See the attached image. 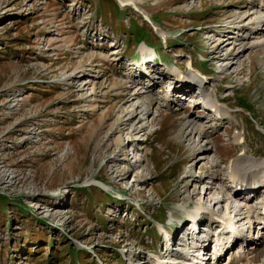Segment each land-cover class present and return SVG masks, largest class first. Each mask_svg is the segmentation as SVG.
I'll list each match as a JSON object with an SVG mask.
<instances>
[{
  "label": "rangeland",
  "instance_id": "rangeland-1",
  "mask_svg": "<svg viewBox=\"0 0 264 264\" xmlns=\"http://www.w3.org/2000/svg\"><path fill=\"white\" fill-rule=\"evenodd\" d=\"M135 1L0 0V264H145L142 246L160 248L156 222L169 225L181 219L179 206L202 202L211 176L227 185L222 169L243 150L264 159V51L243 32L258 0ZM171 2L192 8L171 23L187 30L184 45L172 43L149 86L124 64L156 44L143 16L170 19ZM215 45L235 58L224 74ZM191 73L218 88L235 127L209 122L191 101L202 92L188 84ZM86 77L92 84L80 86ZM187 87L188 97L179 92ZM184 114L207 129H196L194 147L178 133L190 131ZM206 141L212 165L198 163ZM102 183L133 201L118 202ZM171 228L176 239L186 233ZM131 231L140 238L129 240Z\"/></svg>",
  "mask_w": 264,
  "mask_h": 264
},
{
  "label": "bare ground",
  "instance_id": "bare-ground-1",
  "mask_svg": "<svg viewBox=\"0 0 264 264\" xmlns=\"http://www.w3.org/2000/svg\"><path fill=\"white\" fill-rule=\"evenodd\" d=\"M118 1L121 3L128 2V3H130L129 5H134L135 7L137 4L135 0H118ZM252 2L253 1L250 2V4H251L250 6L257 5L259 8H258V11H256L255 13H253L254 11H251V10H250L251 12L250 11L245 12L246 14H248V13H252V14L250 16L247 15L248 17L244 19V21L245 20H250V21L249 22L247 21V25H249V27L245 30L243 29V32L246 34V36L251 37V42H256L255 45H257L260 49L262 48L263 50L262 49L261 50L264 51V0H258V1H256V3L253 2L254 4ZM170 5L171 4H169L168 6H170ZM174 9H181V8L176 7ZM235 30H236L235 33H237L239 31V28L237 27V28H235ZM240 31L242 32V30H240ZM173 34H175V32H173ZM224 39L225 38L221 39V44L224 42ZM228 39H230V38H227L225 41H227ZM234 40L237 41L238 38L234 39ZM244 43L245 42H241V44H244ZM225 46L226 45L218 46L219 48L216 46L212 49V53L214 56H216L215 54H223L222 56L215 57L218 59V62H221V64H219V67H218L220 74H224L228 70H231V67L234 65V63H231V62L235 61V58H228L227 57L226 47L228 46V44L226 47ZM144 49L146 50L145 47H142L140 52L144 53ZM111 51H112V54L116 55L117 52L115 50H111ZM223 56L226 58L220 60L219 58L223 57ZM232 68H234V67H232ZM189 75L194 77V79H196V81H190L189 83L187 81V83L189 85H192V83L194 82L196 87L198 89L202 90V92H201L202 94L201 93L199 94L200 99L190 98L191 97L190 96L189 98L191 99V101L196 100L197 105H199L198 103H201L202 108L203 107L209 108V104L216 105L221 109V113L223 114V118H229L230 119L232 117V115L229 113V110H228L229 108L227 106H223V105L219 104L218 99L215 97L216 96V89H212V88L210 89L209 87L204 88L206 83H207L204 78H202V77H200L194 73H191ZM173 76H179V74L175 73V75H173ZM90 84H92V81L90 79H87V77H86V78L82 79L80 86L86 87V86H89ZM184 90L188 93H191V90L189 89V87L184 88ZM163 102L166 103L167 107L176 106L175 100H173V98L168 97V96L165 97V100ZM142 107H144V104L140 101L136 110L139 111V109H141ZM144 110H146V107L144 108ZM143 111H141V112H143ZM141 112H140V114H141ZM187 114H184L182 116V119L185 121L184 124L187 125V128H190V131L183 133V126L184 125H181V128L178 130V133H179L180 137H182L183 139L185 138L186 142L194 147V145H196L197 143L191 142V141L196 136V129H198V130H200L202 128H204V130H207V129L203 126L204 124H203L202 119H200V118L196 119L195 117L188 116ZM199 120H201V122ZM149 125L151 126V124H149ZM241 138H243V135H239L237 133L234 134V136H233L234 142H238ZM207 142L208 141H206V145H204V147L202 149L200 147L201 153L199 154V162L198 163L202 162V164H205V165H212V164L216 163L215 159H217V158L214 159L213 157H215V156L213 154L209 155L210 149H208V146H211V143L209 145H207L208 144ZM258 168H264V159L254 160L250 156H248L246 154V152H244L243 154L236 156L234 159H230L226 163V166H224L222 169V175L223 176H231L232 174L240 175L242 171L243 172H249L252 169H258ZM212 177L213 176H211V178ZM211 178H208L201 185L202 186L201 197L199 198V200H203V201L198 202L197 205L193 209V212L196 214V216H202L203 214H206L207 218H205L204 220H201L202 222H204L205 220L206 221L212 220L217 214H219V211H218L219 208H222L227 212H230V211L235 212L237 215L242 212V213H246L250 216H253L254 213L258 211V208H257L258 207V199H257V197L256 198H249V197L243 198L242 203H238L236 200L233 201L230 197H235V195L229 194V191L231 190L229 188V183L227 185H224L220 181L221 180L220 178H215V179H211ZM190 180L191 179H189V181ZM190 182L192 184H195L196 179L194 178ZM217 186L221 187V189H215ZM212 192H213V195L211 196L212 199L215 195L220 196V198H219L220 200L216 201L214 204L211 203V202H214V200L210 201V198L209 199L207 198V197H209V195ZM260 193H261L260 198L264 197V186L262 187ZM205 196H206V199H205ZM204 201H206L207 203L205 204ZM238 205H240L242 208H240ZM214 206L216 208L218 207V209H215ZM179 207H180L182 212L188 210V207H186V206H179ZM188 211H187V213H188ZM250 221L248 222L249 226L251 224ZM210 224H211L210 222L207 223L205 225V227L208 229L211 228ZM201 226H204V225H201ZM199 233H200V235H204L203 230H200ZM239 233L240 232H238L236 234H239ZM241 244L245 245L244 250H245V253L247 254V257L245 258L244 263L241 262L243 260H238L234 264H260L259 259L262 262L261 264H264V262L262 260V259H264V231H261V232L257 231L255 233V235L250 234L249 237H247V238L244 237L241 241ZM194 252L196 255V248L193 249V253Z\"/></svg>",
  "mask_w": 264,
  "mask_h": 264
}]
</instances>
